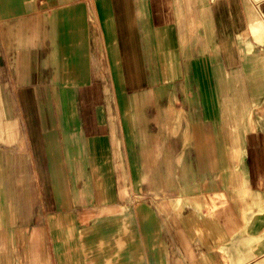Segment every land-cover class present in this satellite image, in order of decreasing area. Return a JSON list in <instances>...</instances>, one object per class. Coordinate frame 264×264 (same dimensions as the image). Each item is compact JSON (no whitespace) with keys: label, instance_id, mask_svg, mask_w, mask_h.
Returning <instances> with one entry per match:
<instances>
[{"label":"crops","instance_id":"obj_1","mask_svg":"<svg viewBox=\"0 0 264 264\" xmlns=\"http://www.w3.org/2000/svg\"><path fill=\"white\" fill-rule=\"evenodd\" d=\"M264 0H0V264H253Z\"/></svg>","mask_w":264,"mask_h":264},{"label":"rangeland","instance_id":"obj_2","mask_svg":"<svg viewBox=\"0 0 264 264\" xmlns=\"http://www.w3.org/2000/svg\"><path fill=\"white\" fill-rule=\"evenodd\" d=\"M261 237H264V236H261ZM253 264H264V248Z\"/></svg>","mask_w":264,"mask_h":264}]
</instances>
